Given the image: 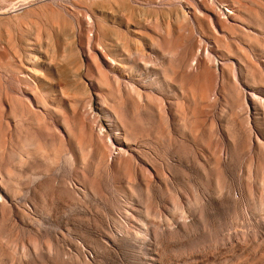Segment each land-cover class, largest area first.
Listing matches in <instances>:
<instances>
[{"label":"rangeland","instance_id":"374dc122","mask_svg":"<svg viewBox=\"0 0 264 264\" xmlns=\"http://www.w3.org/2000/svg\"><path fill=\"white\" fill-rule=\"evenodd\" d=\"M0 264H264V0H0Z\"/></svg>","mask_w":264,"mask_h":264},{"label":"bare ground","instance_id":"6f19581e","mask_svg":"<svg viewBox=\"0 0 264 264\" xmlns=\"http://www.w3.org/2000/svg\"><path fill=\"white\" fill-rule=\"evenodd\" d=\"M52 36V35H51ZM72 37H74L73 35H72ZM74 41H75V39H74ZM34 45V44H33ZM39 53V52H38ZM39 55H40V53H39ZM41 56V55H40ZM10 57V56H9ZM19 65H16V69H15V71H14V73H16V75H17V73L19 74V72H21L22 73V75L19 77H15V80L16 81H18V82H20V84H21V87H22V95H23V92L24 93H27L28 91H27V89L30 87V85H29V81H28V79H27V77L26 76H24L25 75V73H27V71H31V73H33V74H36V67H32V66H29L28 64H32V65H36V64H41V62H40V60H39V56H37V54L36 53H30L29 55H27V56H21L20 58H19ZM114 62L118 65V67H124V63H122V62H119V61H116L115 59H114ZM13 76H15V75H13ZM10 77V76H9ZM38 83V82H37ZM35 87H37L38 89H39V91L38 92H35V94H34V97H35V99L36 100H40L41 98H42V90H41V86H40V84H36V86ZM13 87L11 86V89H12ZM32 88V87H31ZM35 91V90H34ZM10 92V91H9ZM12 92V91H11ZM10 92V93H11ZM21 93V92H20Z\"/></svg>","mask_w":264,"mask_h":264}]
</instances>
